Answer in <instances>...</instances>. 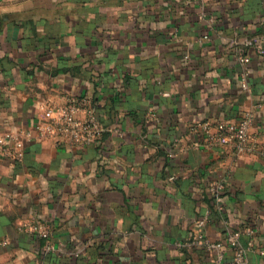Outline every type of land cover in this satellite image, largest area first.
Here are the masks:
<instances>
[{"label":"crops","instance_id":"obj_1","mask_svg":"<svg viewBox=\"0 0 264 264\" xmlns=\"http://www.w3.org/2000/svg\"><path fill=\"white\" fill-rule=\"evenodd\" d=\"M263 20L264 0H0V137L23 154L0 158V264H213L205 217L209 238L252 230L264 264V151L190 131L253 109L264 148V57L234 46ZM70 96L103 127L85 148L36 130Z\"/></svg>","mask_w":264,"mask_h":264},{"label":"built area","instance_id":"obj_2","mask_svg":"<svg viewBox=\"0 0 264 264\" xmlns=\"http://www.w3.org/2000/svg\"><path fill=\"white\" fill-rule=\"evenodd\" d=\"M201 18H204V15ZM262 25L264 26V20ZM234 46L237 50L236 58L243 64L250 63L253 55L264 57V30L257 38L246 39L243 42L235 41ZM240 47L247 52L241 51ZM242 88L245 91L249 90L245 77ZM48 115L49 120L39 123L36 130L40 138H56L60 145L85 148L94 144L103 132L96 108L89 98L70 96L65 103L52 104L48 109ZM255 129V111L252 109L242 112L235 121L216 125L198 122L190 128V131L202 133L205 141L201 146L205 149H213L216 146L228 148L236 159H242L264 151ZM25 135L32 138L31 132ZM19 146L20 143L11 135L0 137V158L12 161L21 159L23 154ZM206 222L207 217L197 222L198 233L192 239V244L214 255L213 264H254L249 257L250 253H254L257 249L252 230L228 231L225 238L213 239L201 231ZM30 229L47 239L44 248L47 253H53L59 248V245L52 240V231L45 225H32ZM243 236L247 237L244 244ZM228 253L232 255L230 261L226 259ZM79 254L80 251H76V255Z\"/></svg>","mask_w":264,"mask_h":264}]
</instances>
